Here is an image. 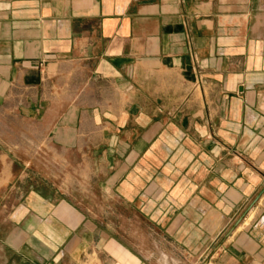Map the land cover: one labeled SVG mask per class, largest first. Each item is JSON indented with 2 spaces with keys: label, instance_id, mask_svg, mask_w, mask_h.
Instances as JSON below:
<instances>
[{
  "label": "crops",
  "instance_id": "crops-1",
  "mask_svg": "<svg viewBox=\"0 0 264 264\" xmlns=\"http://www.w3.org/2000/svg\"><path fill=\"white\" fill-rule=\"evenodd\" d=\"M0 107L121 160L104 264H264V0H0ZM54 195L0 206V264L94 252Z\"/></svg>",
  "mask_w": 264,
  "mask_h": 264
},
{
  "label": "rangeland",
  "instance_id": "rangeland-1",
  "mask_svg": "<svg viewBox=\"0 0 264 264\" xmlns=\"http://www.w3.org/2000/svg\"><path fill=\"white\" fill-rule=\"evenodd\" d=\"M58 134L48 131L45 119L32 125L15 116L6 118L0 107V206L22 203L31 193L53 201L56 192L57 196L73 197L80 203L81 212L92 217L94 252L86 250L76 262H70L104 264L99 252L106 231L109 227L112 235L120 231L116 216L129 214L119 206L104 207L102 199L104 175L121 160H86L87 145L54 146L52 141ZM107 219L110 223H105Z\"/></svg>",
  "mask_w": 264,
  "mask_h": 264
},
{
  "label": "water",
  "instance_id": "water-1",
  "mask_svg": "<svg viewBox=\"0 0 264 264\" xmlns=\"http://www.w3.org/2000/svg\"><path fill=\"white\" fill-rule=\"evenodd\" d=\"M261 195H264V185H262V187H261ZM261 196H257V198H256V202H257V200H259V198H260ZM221 236V235H220Z\"/></svg>",
  "mask_w": 264,
  "mask_h": 264
}]
</instances>
